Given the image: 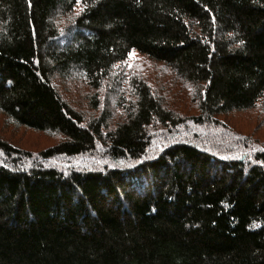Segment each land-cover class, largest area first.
Here are the masks:
<instances>
[{
    "label": "trees",
    "instance_id": "16d2710c",
    "mask_svg": "<svg viewBox=\"0 0 264 264\" xmlns=\"http://www.w3.org/2000/svg\"><path fill=\"white\" fill-rule=\"evenodd\" d=\"M132 51L196 113L128 77ZM61 83L121 88L118 120ZM263 97L264 0H0V113L60 136L0 138V264H264V147L201 135Z\"/></svg>",
    "mask_w": 264,
    "mask_h": 264
},
{
    "label": "rangeland",
    "instance_id": "374dc122",
    "mask_svg": "<svg viewBox=\"0 0 264 264\" xmlns=\"http://www.w3.org/2000/svg\"><path fill=\"white\" fill-rule=\"evenodd\" d=\"M123 67V68H122ZM121 68L128 77H142L150 87L159 93L168 104L179 111L188 114L196 113L195 102L186 88H174L169 81V71L161 63L154 62L147 57L138 54L135 51L129 53L126 60L121 64ZM125 69V70H124ZM116 74H119L118 72ZM76 83H61L58 87L65 99L75 109L81 112L85 118H90L105 109L111 116V121L118 120L119 111L114 107V95L120 94L121 88H114V93L105 91L89 90L84 86L75 88ZM174 86V87H173ZM113 89V88H112ZM123 94V93H122ZM97 98V110L94 112L93 106ZM102 108V109H101ZM196 132H199L196 130ZM201 135H206L213 140L214 145L236 141L239 148L262 146L264 147V97L251 109L242 111H231L215 118L213 125L203 129ZM0 138L6 140L13 146L28 149L30 151H39L48 146L57 143L60 136L48 132H38L23 126L12 123L8 118L0 113ZM76 162V161H74ZM84 163H86L84 161ZM89 164V163H87Z\"/></svg>",
    "mask_w": 264,
    "mask_h": 264
},
{
    "label": "snow or ice",
    "instance_id": "6c2138e0",
    "mask_svg": "<svg viewBox=\"0 0 264 264\" xmlns=\"http://www.w3.org/2000/svg\"><path fill=\"white\" fill-rule=\"evenodd\" d=\"M80 2V0H77V3H79ZM240 43L242 44L243 43V41H240Z\"/></svg>",
    "mask_w": 264,
    "mask_h": 264
}]
</instances>
